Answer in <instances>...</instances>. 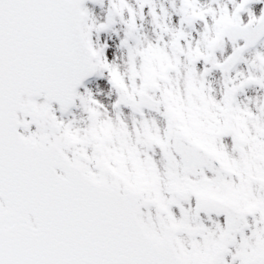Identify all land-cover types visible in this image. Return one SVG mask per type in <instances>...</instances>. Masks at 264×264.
Masks as SVG:
<instances>
[{"label": "snow or ice", "instance_id": "6c2138e0", "mask_svg": "<svg viewBox=\"0 0 264 264\" xmlns=\"http://www.w3.org/2000/svg\"><path fill=\"white\" fill-rule=\"evenodd\" d=\"M0 264H264V0H0Z\"/></svg>", "mask_w": 264, "mask_h": 264}]
</instances>
